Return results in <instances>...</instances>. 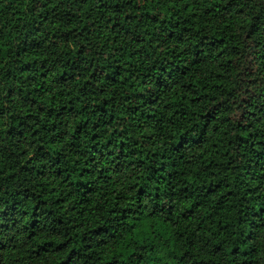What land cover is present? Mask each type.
Returning a JSON list of instances; mask_svg holds the SVG:
<instances>
[{
	"label": "clouds",
	"instance_id": "clouds-1",
	"mask_svg": "<svg viewBox=\"0 0 264 264\" xmlns=\"http://www.w3.org/2000/svg\"><path fill=\"white\" fill-rule=\"evenodd\" d=\"M0 264H264V0H0Z\"/></svg>",
	"mask_w": 264,
	"mask_h": 264
}]
</instances>
